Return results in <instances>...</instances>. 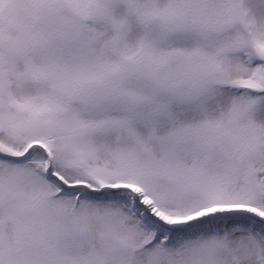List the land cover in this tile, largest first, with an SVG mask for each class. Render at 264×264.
Listing matches in <instances>:
<instances>
[{
    "label": "snow or ice",
    "instance_id": "1",
    "mask_svg": "<svg viewBox=\"0 0 264 264\" xmlns=\"http://www.w3.org/2000/svg\"><path fill=\"white\" fill-rule=\"evenodd\" d=\"M0 264H264V0H0Z\"/></svg>",
    "mask_w": 264,
    "mask_h": 264
}]
</instances>
